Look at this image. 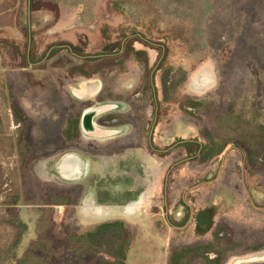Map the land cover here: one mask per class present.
Instances as JSON below:
<instances>
[{
    "label": "rangeland",
    "instance_id": "374dc122",
    "mask_svg": "<svg viewBox=\"0 0 264 264\" xmlns=\"http://www.w3.org/2000/svg\"><path fill=\"white\" fill-rule=\"evenodd\" d=\"M62 1L69 24L61 32L56 29L46 32L41 16L34 19L35 57L45 55L48 58L55 49L54 45L68 44L78 45L94 55L101 53L106 44L123 45L135 39V48L146 50L152 65L162 63L165 57L164 68H174L171 79H180L181 69L186 73L183 86L178 93H173L172 99L176 102L186 98L205 100L212 107L207 111L208 117L203 124L213 129L216 126L213 117L230 111L264 124V0ZM0 4L2 8L11 3L10 0H0ZM14 18L11 14L3 17V27L14 24V29L0 34L2 243L11 235V229L4 222L5 196L11 191L21 190L20 172L16 169L19 157L7 156L8 142H19L22 129L25 142H60L65 122L91 105L84 103L81 109L77 104L74 88H70L76 79L71 76L68 78L70 86L64 91L66 99L59 94H50L51 85L43 77L48 73L56 74V68L44 70L39 67L35 71L36 76L24 73L25 69L21 68L26 65L23 54L25 45L30 44L27 31L22 28L28 22L26 10L23 8L17 13L18 30ZM9 44H14L15 49ZM59 58L56 56L53 62ZM132 65L136 67L132 68V73L123 74L121 78L112 77L108 86L110 92L106 91L114 100L130 104L129 109L115 112L118 119L113 117V120L106 121L114 129L115 125L125 122V129L129 127L128 133L121 129V134L108 141L87 136L88 139L84 138L77 146L68 144L61 150L52 148L53 151L32 158L26 171L29 185L24 188L36 190L51 185L66 190L77 186L80 199L82 187L79 185L83 179H63L57 173L56 165L67 154L81 153L90 158L88 165L91 160L104 161L105 180L102 183L98 181L102 203L125 206L130 203L126 196L129 192L136 190L142 193L153 189L154 197H148L140 212L142 219L137 220L134 215L127 217L139 232L129 264H169L174 252L192 242H200L195 235L193 216L208 207L217 208V223L228 221L240 228L253 226L263 230L264 188L256 180H251L249 186L245 184V159L234 152L233 146L206 167L207 180L214 181L211 184L191 187L184 181L186 170L176 172V167L190 155L187 150L178 148L179 141L199 138L200 129L190 111L177 104H164L159 110L155 108L150 94L143 93L140 88L144 84L142 68L138 63H129L130 67ZM161 76L162 70L156 79L158 91ZM103 79L111 80L105 76ZM55 97L63 107L50 108L56 102L53 100ZM12 106L22 111V122H17ZM137 150L142 155L134 160ZM16 175L19 179L17 186H13L11 178ZM97 175H90L84 182L93 184L100 180ZM108 188L115 192L109 199L105 193ZM229 192H235L237 200ZM85 209L93 212L92 207L83 206L81 215L77 214L85 230L103 222L102 217L86 213ZM21 211L29 229L17 250L18 258L24 256L30 243L36 239L35 225L39 213L38 209L27 205ZM55 212L61 219L65 208L56 207ZM113 216L124 217L123 214ZM242 252L233 256L228 264H264V251L257 254ZM3 264L14 263L8 260Z\"/></svg>",
    "mask_w": 264,
    "mask_h": 264
},
{
    "label": "trees",
    "instance_id": "16d2710c",
    "mask_svg": "<svg viewBox=\"0 0 264 264\" xmlns=\"http://www.w3.org/2000/svg\"><path fill=\"white\" fill-rule=\"evenodd\" d=\"M43 11L54 16L51 23L44 28L47 31L54 27L59 19V8L55 0H31L32 13ZM134 42L135 39L128 40L123 45L106 44L101 53L94 55L85 52L78 45H54L55 49L48 58L45 55L39 58L35 57V41L32 37L29 46L25 45L23 59L26 65L21 68L25 69L26 75L32 76L37 75L35 71L39 67L44 70L56 68L54 69L57 71L56 74L48 73L43 79L51 85L50 94H59V97L66 99L64 91L70 84L68 82L70 76L76 79L75 82L95 76L103 79L105 76L111 79H103L106 91L110 92L108 86L109 81L112 82V77L130 73L133 65L130 67L129 63H138L143 70L141 79L144 84L140 88L143 93L150 94L155 108L159 110L164 104H177L181 109L190 111L200 129L199 138L188 142L179 141L178 148L190 152L189 157L186 158L188 160L176 167V172L179 169L186 170L185 182L191 187L205 184L208 181L206 167L233 146L234 152L241 154L245 159L243 169L245 184L249 186L251 180H256L260 182L259 186L264 188V124L244 118L234 111L223 115L216 114L213 117L216 123L213 129L210 125L203 124L205 117H208L207 111L212 107L205 100L186 98L176 102L172 99L173 93H178L183 86L186 73L181 69L179 73L182 77L177 80L171 79L174 68H164L165 57L162 63L152 65L149 53L146 50L136 49ZM10 46L14 49L16 47L14 44ZM56 56L60 58L53 62ZM161 70V88L158 91L156 79ZM53 100L56 102L51 104V109L56 106L63 107L59 98L55 97ZM80 108H84V104ZM12 109L17 122H22L24 119L19 107L12 106ZM192 111L199 115L193 114ZM82 113L83 109L77 116L65 122L60 142H36V144L25 142L24 129H22L19 142L11 144L19 154L17 169L20 172L21 190L17 189L18 191L15 190L14 193L11 191L3 202L6 208L4 222L11 229V235L5 243L0 241V264L8 260L13 261L14 264H129L130 253L137 241L138 229L125 220H112L85 230L80 225L76 210L85 194L84 186L79 185L82 187V189L80 187L82 191L80 199L77 186L66 190L51 185L36 190L24 188L29 185L26 171L32 158L53 151L52 148L55 150L66 148L68 144L74 146L80 144L83 140L80 127ZM113 117L115 116L108 117L105 121L113 120ZM22 204L39 207V213L36 222V239L30 243L24 256L18 258L17 250L29 229L22 219L20 207ZM56 207L65 208L63 218L59 219L56 215ZM217 220L218 211L214 206L196 212L193 222L195 235L200 242H192L174 252L169 264H228L239 251L247 254L264 251V229L253 226L240 228L228 221L217 223Z\"/></svg>",
    "mask_w": 264,
    "mask_h": 264
},
{
    "label": "crops",
    "instance_id": "0c3cea01",
    "mask_svg": "<svg viewBox=\"0 0 264 264\" xmlns=\"http://www.w3.org/2000/svg\"><path fill=\"white\" fill-rule=\"evenodd\" d=\"M55 2L57 3L58 8H59V19L56 22V24L54 25V27L47 30L46 32H50L51 30H55V29L61 32L69 24V22L67 21L68 17L65 16V14H64L63 1L62 0H55ZM10 3L11 4L5 5L2 8H0V34L1 35L3 34L4 31L7 32V30L12 31L14 29L13 28L14 24L12 26L3 27L2 21H3V17L6 14H11V16L15 17L14 18L15 19V27H16V30H18V28H17L18 27L17 13H18V11L21 12L23 10V8L26 10L28 22H27V26H24L22 28L24 29V32L27 31L25 33L29 36L30 41L33 37V33L35 34V32H33V30H34V19L36 17L41 16L40 19H41L42 24L44 26L51 23V21L54 18V16L52 14H50L48 12H44V11L32 13L31 12V0H10ZM1 6H2V4H0V7ZM132 68L134 69L136 67H132ZM133 69L128 74H131ZM128 74H126V75H128ZM122 76H124V75H122ZM122 76H120V78ZM137 83H138V80L134 82L135 85H137ZM70 88H74L73 89V95L75 97L74 99L76 101H78L77 102L78 104L83 105L84 103H91V105L88 109H87V107H85L86 109H85V111H83L82 117L87 110L94 108V107H99V106H111V107H113L108 112H106L105 114H103V115H101L95 119V125L98 126L99 128H101L102 130H105V132H106L105 136L96 137L95 138L96 140H100V141L111 140L114 137H116L117 135L121 134L119 132V130L120 131L124 130V132L127 131V133H128L129 127L127 128V130L125 129V127L127 126V124L125 122L123 124L119 123V124L115 125V129H114L113 128L114 126L112 127L109 125V123H106L105 120L107 118L103 119L104 116H106V117H110L108 115L114 116L115 112H119V111H122L124 109H129L130 104L128 102H125L124 104H122L118 100H114L112 98V94L111 95L107 94L105 81L101 77L95 76L94 78H91V79L79 80V81L75 82L73 85H71ZM161 98L162 97H160V99ZM115 117H117V116H115ZM122 126L124 127V129L122 128ZM80 127H81L82 138L88 139V137L82 131V118H81V126ZM190 140H192V139H189V140L186 139L183 141L188 142ZM12 143L15 144L16 142H11V143L8 142L6 154H7V156H14L15 158H17V157H19V154L16 151V149L14 148V146L11 145ZM58 150H61V149H58ZM49 154H51V153H49ZM140 155H142L141 151H139V150L135 151L133 159L134 160L139 159ZM70 157H72L73 159H71L68 162L69 165H72L73 166L72 168H76V169H77L76 165H79L80 166L79 167L80 172H78L79 171L78 169H77L78 171L77 170L76 171L69 170V173H67V174H65L61 171V166ZM146 157H147V154H146ZM151 158H153V156ZM88 159L90 160V158H88L86 155L81 154V153H79V154L78 153L67 154L61 159V161H58V163L56 165V169H57L56 171H58L57 173L63 179H66V180H75V179H81V178L83 179V181H81V182H83L81 185L85 187L86 191H85V194L82 198L80 205L76 209L78 216L81 215L80 209L84 206L86 208L92 207L93 212H90L88 209H85L84 211L86 213H89V214L92 213L93 215H96L97 218L102 217V219H104L103 222L112 221V220H125V221L129 222L127 217H129L130 215L137 216V218L135 217V219H137V220L142 219L143 214H140V212L143 209L145 202L147 200H149L150 197H154L155 193H154L153 189H151V188L146 189V191L145 192L142 191V193L140 191H136V190L129 192L126 196L128 197V200L130 201V203H128L125 206H123V205H111L110 206V205H107L106 203H102L101 197H100V192H102V190L99 187L100 185H99L98 181H100V183H102V181L105 180V177H104L105 176L104 175L105 174L104 173L105 172L104 161L91 160L90 165H88ZM140 160H141V158H140ZM18 161H19V159L17 160V163H18ZM16 167L18 168V164L16 165ZM17 171H18V169H17ZM221 171H222V168L219 171V174L221 173ZM96 173L98 174L97 177L98 178L100 177V180L94 181L93 184L89 183V182H84V180L86 181V179L88 177H90V175L94 176ZM123 173H125V172H123ZM143 175L146 176L145 174H143ZM18 179H19V177H17V175L14 178H11L13 185L17 186L16 182ZM13 180H15V182H13ZM211 182H214V181L209 180L205 184H207V183L211 184ZM110 189L111 190H109V188H108V190H105V193L108 194V196H107L108 199L112 195H114L113 193H115L112 188H110ZM228 194H230L231 197H233L234 199L237 200V194L235 192H229ZM24 205L25 204H22L20 206L21 210H22V207ZM27 206H29V205H27ZM33 207H35L36 209H39V207H36V206H33ZM79 213H80V215H79ZM116 214H123L124 217L122 216V217L113 218L114 217L113 215H116ZM22 219H23V217H22ZM37 219H38V217H37ZM129 223H131V222H129Z\"/></svg>",
    "mask_w": 264,
    "mask_h": 264
},
{
    "label": "water",
    "instance_id": "95a60500",
    "mask_svg": "<svg viewBox=\"0 0 264 264\" xmlns=\"http://www.w3.org/2000/svg\"><path fill=\"white\" fill-rule=\"evenodd\" d=\"M111 106H99L87 110L82 117V131L88 137L96 138L106 135L105 130H102L95 125V119L106 112H108Z\"/></svg>",
    "mask_w": 264,
    "mask_h": 264
},
{
    "label": "bare ground",
    "instance_id": "6f19581e",
    "mask_svg": "<svg viewBox=\"0 0 264 264\" xmlns=\"http://www.w3.org/2000/svg\"><path fill=\"white\" fill-rule=\"evenodd\" d=\"M71 159H73L72 157H70V158H68L64 163H63V165L61 166V171L63 172V173H65V174H67V173H69V170H74V171H76L77 169L79 170H77L78 172H80V169H79V165H76L77 166V169L76 168H72L73 166L72 165H69V161L71 160ZM75 159V158H74ZM76 160V159H75Z\"/></svg>",
    "mask_w": 264,
    "mask_h": 264
}]
</instances>
